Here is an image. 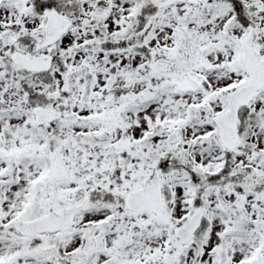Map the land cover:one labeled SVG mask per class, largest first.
<instances>
[{
	"label": "snow or ice",
	"instance_id": "snow-or-ice-1",
	"mask_svg": "<svg viewBox=\"0 0 264 264\" xmlns=\"http://www.w3.org/2000/svg\"><path fill=\"white\" fill-rule=\"evenodd\" d=\"M0 264H264V0H0Z\"/></svg>",
	"mask_w": 264,
	"mask_h": 264
}]
</instances>
